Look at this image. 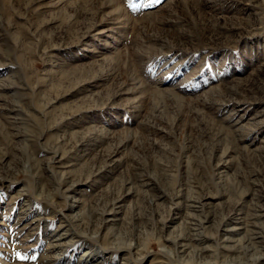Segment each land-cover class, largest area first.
Segmentation results:
<instances>
[{
  "label": "rangeland",
  "instance_id": "rangeland-1",
  "mask_svg": "<svg viewBox=\"0 0 264 264\" xmlns=\"http://www.w3.org/2000/svg\"><path fill=\"white\" fill-rule=\"evenodd\" d=\"M263 146L264 0H0V264H251Z\"/></svg>",
  "mask_w": 264,
  "mask_h": 264
},
{
  "label": "bare ground",
  "instance_id": "bare-ground-1",
  "mask_svg": "<svg viewBox=\"0 0 264 264\" xmlns=\"http://www.w3.org/2000/svg\"><path fill=\"white\" fill-rule=\"evenodd\" d=\"M79 181L80 180H76V179L74 181H72V182L69 181L70 184L68 185L67 190H70V189L74 188V186L77 185ZM67 194H68L67 197L71 198V200H72L70 206H71L72 210H75L76 207L78 206V204H76V202L78 201V199L73 194H70V193H67ZM198 202L199 201H197V203ZM197 203H196V201H194V202H192L190 204V206L194 210H198L200 208V206H203L204 205L205 202L204 203L199 202L200 204H197ZM80 215H81V213L79 212V210H77L72 215V217L78 218ZM110 220H113V218L110 217V218L107 219V221H110ZM241 220H243V219H241V217L234 216V218H232L228 214L222 216V218L220 219L219 223H222V222L225 223L224 224V227H223V233L220 234L221 235V240H222L221 242L223 244V247L226 248V249H228V250H235V249H238L239 250V247H243L244 248L243 250H244L245 255H249L250 258H251V260H252V263L251 264H264V241L257 239L258 240L257 242L254 241V242L251 243V242H248V238L245 235L240 236V234L242 233L243 229L245 228V226H244V224L242 223ZM253 222H255V221H253ZM180 226L182 227L183 225H180ZM174 234H175V232H174ZM174 234L171 233L168 238L174 237L175 239H177L179 241L178 244H179V246L181 248L180 251L183 252V253L186 252V250L189 248V243L188 242H184L183 239L185 237H184L183 233L182 232L181 233L179 232V233H177L175 235ZM67 236H68V230H66L64 232H59L58 234H56L52 238V241H51V244H50V248L51 249H58V248L63 247V245H65V242H67V240H66L67 239ZM118 239H121V241L125 242L124 244H127V246H132L133 249H135V253L136 252L138 253V250L140 249V247H139L140 246V243H138V242L136 243L134 241H129L128 242V241H125L126 239H123L121 237L118 238ZM209 248H210L209 245H204L201 248L193 249V251H191V252L189 251V254L188 255L191 258L196 257L198 255L197 257L199 258L200 257V254L202 253V251H207V250H209ZM165 249H167V248H165ZM197 250H199V252ZM93 258H94V256H91V257L88 256V257H86L82 261V264H90V263H92ZM123 258H124V260L121 261L119 264H129V262L127 260H125L126 257H123ZM238 259H240V257Z\"/></svg>",
  "mask_w": 264,
  "mask_h": 264
},
{
  "label": "snow or ice",
  "instance_id": "snow-or-ice-1",
  "mask_svg": "<svg viewBox=\"0 0 264 264\" xmlns=\"http://www.w3.org/2000/svg\"><path fill=\"white\" fill-rule=\"evenodd\" d=\"M158 2H159V0H158ZM17 255H18L19 259H21V260L28 259V257H26V256H22V255H19V254H17ZM32 259L35 260L36 257L33 256Z\"/></svg>",
  "mask_w": 264,
  "mask_h": 264
}]
</instances>
